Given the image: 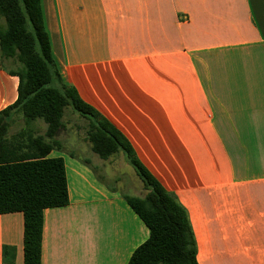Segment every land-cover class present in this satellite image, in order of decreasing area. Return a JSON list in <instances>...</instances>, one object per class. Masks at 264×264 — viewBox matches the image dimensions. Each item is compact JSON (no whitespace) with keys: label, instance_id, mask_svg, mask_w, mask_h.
<instances>
[{"label":"crops","instance_id":"0c3cea01","mask_svg":"<svg viewBox=\"0 0 264 264\" xmlns=\"http://www.w3.org/2000/svg\"><path fill=\"white\" fill-rule=\"evenodd\" d=\"M41 7L62 79L187 208L198 263L264 264V0ZM18 86L0 67V111ZM24 125L18 115L10 132ZM49 156L65 161L69 203L44 210L42 264H128L150 235L128 193L87 158L58 149ZM0 264H24L22 212L0 214Z\"/></svg>","mask_w":264,"mask_h":264},{"label":"trees","instance_id":"16d2710c","mask_svg":"<svg viewBox=\"0 0 264 264\" xmlns=\"http://www.w3.org/2000/svg\"><path fill=\"white\" fill-rule=\"evenodd\" d=\"M0 16V67L19 77L16 101L0 111V214L23 213L24 264H42L44 210L69 203L65 161L49 156L63 150L56 135L65 128L66 107L89 121L86 139L93 152L102 159L122 153L143 181V196L124 198L150 235L128 264H199L187 208L144 165L129 139L62 79L41 0H0ZM18 115L25 125L11 133ZM39 119L47 124L44 134L31 126Z\"/></svg>","mask_w":264,"mask_h":264},{"label":"rangeland","instance_id":"374dc122","mask_svg":"<svg viewBox=\"0 0 264 264\" xmlns=\"http://www.w3.org/2000/svg\"><path fill=\"white\" fill-rule=\"evenodd\" d=\"M5 19L0 16V24H4ZM9 67H13L8 63ZM41 125L46 129L47 124L39 119ZM65 128L59 130L56 137L62 141L63 149L67 153L72 152L80 158H87L91 160L96 167L97 172L111 185H118L122 190L132 195L143 196L146 191L143 188L144 184L140 177L136 174L134 168L126 162L122 153H116L109 157L110 160L102 159L91 149V143L86 139L89 121L74 112L71 107L65 108L64 115ZM19 126H14L17 129ZM43 131L42 128L39 127ZM123 158V159H122ZM101 161V162H100ZM98 163H105L107 170L98 165ZM110 171L114 172L115 176L120 179V183L109 178L107 175Z\"/></svg>","mask_w":264,"mask_h":264}]
</instances>
